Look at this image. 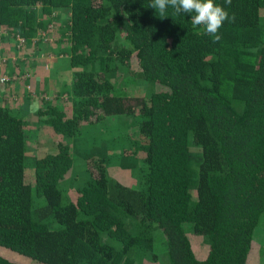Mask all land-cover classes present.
<instances>
[{"label": "trees", "instance_id": "obj_1", "mask_svg": "<svg viewBox=\"0 0 264 264\" xmlns=\"http://www.w3.org/2000/svg\"><path fill=\"white\" fill-rule=\"evenodd\" d=\"M150 3L0 0V264H136L138 249L157 251L149 263L251 264L264 220V0H215L235 14L218 43L189 14L161 18ZM57 13L75 104L40 98L23 116L31 91L10 93L24 78L4 44L60 28ZM138 79L155 89L134 92ZM93 128L102 134L86 137ZM73 141L107 149L78 160L63 200Z\"/></svg>", "mask_w": 264, "mask_h": 264}, {"label": "rangeland", "instance_id": "obj_2", "mask_svg": "<svg viewBox=\"0 0 264 264\" xmlns=\"http://www.w3.org/2000/svg\"><path fill=\"white\" fill-rule=\"evenodd\" d=\"M63 17L64 16L62 13H57L54 15V20H56V24L60 21V28H53L52 24H50L48 26V30L40 31L39 34H37L31 39H24L22 37L16 36V38L10 43H7L6 41L4 44L9 53V57L6 58L14 59L13 67L15 68L17 74L21 75L24 78L14 81L15 83H11L9 88L10 90H12V92L10 93L15 92L17 89H19V93L22 94L24 92H27L28 90L31 91V95L28 93L24 94V99L26 98L24 102L26 101V103L23 104V108V105L21 106L19 112V114H23V116L25 115L33 118L34 110H32L31 106L33 105V103L37 105L38 100L40 98L51 100L53 101V103H55V101L57 100L56 97H69L70 99L67 98L68 101L73 102L75 104V98H73L72 95L66 93V89L68 87L70 88L71 85V76H73V70L68 67L67 61L64 60L67 59V56L63 53L62 50L63 44L61 43V41H64L65 37L59 29L63 28L62 23H64L63 21H65ZM5 56L7 55L5 54ZM64 65H66V67L68 68L65 69ZM1 76V81L2 79L4 80L5 78H7V75L6 77L3 75ZM40 78H44L47 80H42ZM18 81L22 83V86L18 87V85L16 84V82ZM131 88L136 93L144 94L154 90L155 86L143 81L142 79H138L136 82H133ZM119 121L120 120L118 119V117H116L112 122L109 123L113 127H118L117 129L127 128V125L120 124ZM93 130L94 132H87L86 137L89 136L88 138H90L94 133L95 137H99L102 134V131L100 130L94 128ZM32 132L35 134L37 133L35 128L32 129ZM42 138L43 135L38 136V142L36 141V145L38 146V148H41L44 145V138ZM189 141L191 143V139H189ZM92 145L90 143L73 141L71 150L75 156L77 155L78 166L73 168L74 171L72 174V179H67L60 185L63 200H66L67 195H69L68 192H70V186L72 181L76 182L80 177L78 173H82L81 170L83 169V164L80 161L85 160V158L87 157L94 156L99 151L103 150L102 145H100L99 147ZM103 146L105 147V144H103ZM106 149L107 148L105 147L102 152V155H105ZM34 151L35 150L31 149L26 155V175H28V164L32 163L34 160ZM109 151L111 152L110 149L108 150V152ZM110 152L106 158L107 165L110 167L120 168L115 174V176L121 178L123 181H128L130 169L127 170V174L121 173V166H123L125 160L123 158L110 156ZM192 154L193 156L199 155L198 148L195 147L194 150L192 149ZM253 239L257 244V249L253 251V254L249 256V262L251 264H264V220H262L261 223L255 228L253 232ZM202 248L203 246L201 244H199V246L197 247L198 250H201ZM2 249L5 251L7 257L11 260L14 259L13 256H15L16 259H18L19 257L22 259H26L21 255L10 251L9 249ZM154 251L156 250L153 249V251L149 253L152 254ZM137 254L138 258H135L136 264H157V262L149 263L146 260V257L150 259L151 254L145 256L141 249L137 250ZM200 255H203L201 251ZM257 258L259 259L257 260Z\"/></svg>", "mask_w": 264, "mask_h": 264}, {"label": "clouds", "instance_id": "obj_3", "mask_svg": "<svg viewBox=\"0 0 264 264\" xmlns=\"http://www.w3.org/2000/svg\"><path fill=\"white\" fill-rule=\"evenodd\" d=\"M225 4L230 5L231 0H225ZM149 7L158 10L161 18L168 17L167 11L171 8L174 14H189L192 26L197 28L203 26V33L212 37L213 43L221 40L219 30L225 21L232 23L235 21V14L229 12L215 0H151ZM38 105L33 103L32 110H36Z\"/></svg>", "mask_w": 264, "mask_h": 264}, {"label": "crops", "instance_id": "obj_4", "mask_svg": "<svg viewBox=\"0 0 264 264\" xmlns=\"http://www.w3.org/2000/svg\"><path fill=\"white\" fill-rule=\"evenodd\" d=\"M67 58V57H66ZM64 60H68V58L67 59H64ZM65 62V61H64ZM67 65H68V67H69V64H68V61H67ZM64 67H65V69H67L68 67H66V65H64Z\"/></svg>", "mask_w": 264, "mask_h": 264}]
</instances>
